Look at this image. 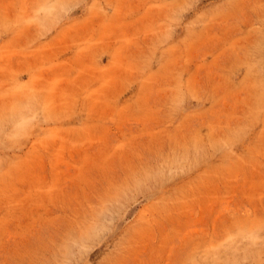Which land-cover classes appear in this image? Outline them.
I'll return each mask as SVG.
<instances>
[{"label": "rangeland", "instance_id": "374dc122", "mask_svg": "<svg viewBox=\"0 0 264 264\" xmlns=\"http://www.w3.org/2000/svg\"><path fill=\"white\" fill-rule=\"evenodd\" d=\"M0 264H264V0H0Z\"/></svg>", "mask_w": 264, "mask_h": 264}]
</instances>
